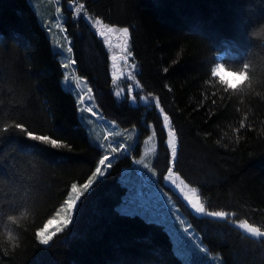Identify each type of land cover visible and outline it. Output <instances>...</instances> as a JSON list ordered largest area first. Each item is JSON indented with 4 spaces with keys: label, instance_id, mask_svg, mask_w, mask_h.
<instances>
[{
    "label": "trees",
    "instance_id": "1",
    "mask_svg": "<svg viewBox=\"0 0 264 264\" xmlns=\"http://www.w3.org/2000/svg\"><path fill=\"white\" fill-rule=\"evenodd\" d=\"M75 3L85 11L71 16L62 9L65 35L76 75L93 89L100 114L124 131L138 129L140 138L149 134L146 117L165 148L159 111L115 98L109 55L86 17L129 28L137 81L145 95L160 98L178 132L174 171L197 187L208 210L233 216L216 221L189 213L203 259L264 264L263 241L237 228L247 220L264 230V0ZM39 11L30 0H0V240L18 245L7 253L9 246H0V264H148L160 253L166 264H183L164 225L117 212L127 192L120 168L128 160L120 156L81 197L68 228L50 246L40 242L71 184L86 183L103 152L74 92L63 86L62 57ZM218 65L244 76L243 83L231 88L214 75Z\"/></svg>",
    "mask_w": 264,
    "mask_h": 264
},
{
    "label": "snow or ice",
    "instance_id": "2",
    "mask_svg": "<svg viewBox=\"0 0 264 264\" xmlns=\"http://www.w3.org/2000/svg\"><path fill=\"white\" fill-rule=\"evenodd\" d=\"M69 4L72 5V10L75 12L77 16H79L82 12L85 11V5L83 3H75V0H68ZM61 11L60 8H57V12ZM92 27L95 29V34L101 38L102 42L107 46V48L112 52L110 56L111 60V80L115 84L122 77L130 81L128 87L125 90L126 96L135 103L137 99L143 101L145 105L149 103H154V106L159 111L160 117H162V129L166 132V140L165 146L168 150L170 158L168 159V167L167 174L163 177L166 182H170V186H175L178 189L179 193L182 194L183 199L187 202L189 206V211L194 213L197 218L208 217V218H218V219H227L229 217V212L227 211H212L208 210L205 207V204L201 200V194L198 192L197 187L190 186L185 179L181 178V175L174 171V164L178 159V150H179V136L177 129L174 127L173 121L170 118L169 114L165 111L164 107L161 106V101L158 96H153L152 93H148L147 95L137 96L136 91L139 87V81L136 80V65L131 63L133 59V52L130 48V31L128 27H120L111 23H106L103 18L96 17L92 19L91 17H86ZM59 28L60 26L57 25ZM51 31V29H49ZM66 33V29H63ZM67 39V36H65ZM59 43V42H58ZM60 47H63L60 45ZM66 53L71 55L73 53V48L69 42V46L65 49ZM76 65L75 59H70L68 62L61 64V67L65 70V72L70 68ZM124 66H127L129 71L126 73L124 71ZM166 72L167 69L165 68ZM64 82L66 84H74L76 88H81L82 83L85 81L80 76H73L71 81L69 80L68 75H64ZM119 87V85H117ZM116 96H120L121 93L117 91L115 93ZM94 100L93 89L91 87L87 88V92L85 95L78 96V104L83 105V107L79 108V111L83 113H88L91 116H96L97 113L93 110V107L90 106V102ZM81 119H84L82 115ZM24 128L25 126H21ZM150 128H153L152 134L148 136V140H152V138L156 135L153 125H149ZM52 139V138H50ZM107 137L105 140L107 141ZM57 143L54 145L57 149H60L62 146V142L56 139ZM217 144L220 143L219 140L216 141ZM98 151H102L103 155H101L98 159V163L95 166V170L92 172L91 176L87 179V182L84 183L81 187H78L76 183L71 184V194L67 196V199L64 202V207L60 209L59 212L56 213L55 219L59 220V225L51 232H54L55 235L57 233L63 232L73 221V213L75 207L80 201L81 197L88 192L90 188H92L93 184L97 181L99 177H103L107 169L112 167L111 160L116 159L118 154H122L124 157H127L130 154L131 146L126 143L116 144L115 142H108L107 147L105 145L98 144ZM133 151L135 149H132ZM153 153L156 151L155 149L151 150ZM147 155V153H146ZM133 163L136 165H141L143 169L150 174V177L142 180L140 183H147L152 188H154L161 196L167 197V194L163 192L162 189L159 188V182L152 180L151 177H155L157 175L154 170V165H150L145 161V157H141L140 159H136L133 157ZM138 174L137 169L132 170V175ZM127 186V195L124 196L122 203L117 209V212L126 218H141L145 223L149 225H164L165 229L172 235L170 231L171 227H174V221L170 220L169 217L175 216L177 220H179L178 213L170 210L168 213L163 214V218L160 216H153L150 212L145 210V208L139 204V202L134 197L133 192V180L126 179L123 181ZM170 199V197H169ZM183 222L182 220L180 221ZM238 227L243 229L247 233L251 234L257 238H264V230L260 227H257L247 220L242 222H238ZM176 229V228H175ZM177 230V229H176ZM39 231V230H38ZM179 232H183L184 238L187 236L189 229L187 227L182 230H177ZM54 235V236H55ZM44 246H50L51 242H53V238ZM191 248L196 253H203L205 250L199 244H193L191 239L186 240ZM175 255L183 261V264H194L193 260H190L188 256L185 254L182 247L178 246L175 249ZM117 264H129V261L126 259H121L117 262ZM148 264H166L165 256L160 253L157 258L153 261L148 262Z\"/></svg>",
    "mask_w": 264,
    "mask_h": 264
},
{
    "label": "rangeland",
    "instance_id": "3",
    "mask_svg": "<svg viewBox=\"0 0 264 264\" xmlns=\"http://www.w3.org/2000/svg\"><path fill=\"white\" fill-rule=\"evenodd\" d=\"M30 1L33 7L35 8L36 12L40 10L39 11L40 16L41 17L44 16L45 18V21H44L45 28L47 29L51 37L54 51L58 52L61 55L63 63H66L68 62V60L73 59V55L72 54L69 55L65 51V49L69 46L70 40L68 38L65 39L66 35L63 29H64V20L66 19L67 15L63 13V10H62V9H66L70 13V15L73 16L75 12L72 10V5L69 4L68 0H30ZM57 8L61 9L59 13L57 12ZM57 25H59L60 27L58 28ZM49 29H51V31H49ZM60 45H62L63 47H60ZM105 47H106L107 53L109 55V60H110V56L112 55V52L107 48L106 45ZM110 70H111V60H110ZM124 71L126 73L129 71L127 66H124ZM223 71H224L223 68L217 67L214 70V73L222 75L221 78L220 77L218 78L226 82L231 88H236V87H233L232 84L235 83V81L241 76H235L227 72H226L227 73L226 75L224 74L225 71L224 72ZM65 74L69 76L70 81L73 76H77L74 70V67H70L65 72ZM129 83L131 82L125 80L124 78H121L115 84L113 83V87L116 89L115 93L117 91L121 93L120 96L115 95V98L118 101L127 97L125 94V90L128 87ZM117 85H119V87H117ZM63 86L66 89H70L74 92L77 98V101H78V96L85 95L87 92V88L89 87L86 81L82 83L81 88L79 89L76 88L74 84H66L65 82ZM136 94L137 96L145 95L142 91V87L140 84H139V87L137 88ZM129 101H130V104L133 106H139V105L148 106V107L154 106V103H149L145 105V103L139 99H137L135 103H133L130 99ZM90 106L93 107V110L97 113V115L91 116L88 113L82 114L80 112V117H82V115L84 116V120L86 122L87 128L89 129L90 135L92 136L94 142H96L97 144L105 145V148L107 147L108 142H115L116 144L126 143L131 146L130 154L127 157H124L122 154H118L117 157L120 156L118 160H121V159L128 160L127 164L123 165L120 168L121 178H123L121 181L123 182L126 179H131L134 181L133 182L134 197L139 202V204L142 205L145 208V210L150 212L153 216H160L163 218V214L168 213L170 210L176 212V209L174 208V204H173L174 198L172 197L174 194L183 200V202L186 204L189 210V206L187 205V202L183 199L182 194L179 193L178 189H176L175 186H170V182H166L163 179V177L167 174V166H166L167 161L159 158L158 150H157V146L159 145L158 144L159 140H158L157 134L152 138V140L149 141L148 136L151 135L153 131L152 129H149V135L143 138H140V133L138 129L124 131L120 129L117 126V124H115L114 122L104 118L97 109V105L95 104V98L93 101L90 102ZM79 107H83V105H79ZM161 120H162V117H161ZM162 131L165 134V138H166V132L163 129ZM105 137L108 138L107 141L105 140ZM164 147L166 148L165 143H164ZM132 149H135V150L133 151ZM152 149H155L156 151L153 153L151 151ZM164 151L167 154H169L167 149H164ZM133 157H135L136 159L145 157V161L147 163H149L150 165H154V170L156 171L157 175L155 177H151V179L159 182V185H158L159 188L162 189L163 192L167 194V197L161 196L154 188H152L147 183H140L142 180L150 177V174H148L147 171L143 169L141 165L134 164ZM118 160L117 158L112 159L111 160L112 166L113 164H116ZM134 168L137 169V172H138V174L136 175H132V170ZM109 169L106 170L105 174L107 173ZM100 178L102 177H99L98 179ZM78 187H81V186H78ZM126 189H127V186H126ZM64 206L65 205H63L62 207ZM78 206H79V201L75 207L73 217L76 215L75 213H76ZM189 213L191 215L196 216L194 213L190 211ZM55 216L52 219H50L48 223L45 225V227L41 229L38 233L39 240L43 245H46L52 239L55 233L51 231H53L60 223L59 220L55 219ZM175 218H176L175 216L169 217V219L172 221H174ZM201 218H208V217H201ZM230 218H233V216L229 214V217L227 219H218V218H208V219H213L216 221H227ZM182 219H184L183 216H182ZM174 227L177 230H181L177 224L174 225ZM175 228L171 227L170 225V231L172 232L173 237L171 234L170 235L172 237L173 245L175 249L178 246L182 247V249L184 250L185 254L188 256V258L194 261V264H207L206 262L210 263L214 261L213 258H210V260L203 259V256H201L202 253L201 254L199 252L196 253L191 248L190 244L186 241L187 239H191L193 244H198L194 235L191 232H190V235L188 234L189 236L187 235L184 238L183 232L182 231L179 232ZM241 231L246 236H249L253 239H256V240L263 239L264 240V238H257V237L252 236L251 234L247 233L243 229H241Z\"/></svg>",
    "mask_w": 264,
    "mask_h": 264
},
{
    "label": "bare ground",
    "instance_id": "4",
    "mask_svg": "<svg viewBox=\"0 0 264 264\" xmlns=\"http://www.w3.org/2000/svg\"><path fill=\"white\" fill-rule=\"evenodd\" d=\"M224 72V71H223ZM224 74H226L227 75V73L226 72H224ZM215 76H217V77H222V75H220V74H215ZM148 123V121H147V118L145 117L143 120H142V124L144 125V128L145 129H152L153 130V128H150L149 127V125H153L152 123H149V124H147ZM162 124V123H161ZM154 126V125H153ZM154 130L156 131V134H157V137H158V140L161 138L160 137V133H159V131H158V129L154 126ZM149 134H148V132H147V136H148ZM158 146H157V150H158V155H159V158H161V159H163V160H165V161H168V159L170 158V156L164 151V149L165 148H163L162 147V144L160 143V141H158ZM161 144V145H160ZM123 178H121L120 177V181L122 180ZM121 183H122V185L123 186H125L126 187V184H124V182H122L121 181ZM127 195V192L125 193V195L124 196H126ZM173 198H174V202H173V204H174V208L176 209V213H178V215H179V220H177L176 218H175V220H174V225H178L179 227H180V229L182 230L183 228H185V227H187L188 229H189V232H188V234L190 235V232L193 234V232L191 231V229H190V224H192V217L190 216V214H189V210H188V208H187V206H186V204L183 202V200L182 199H180L179 197H177L176 195H174L173 194V196H172ZM123 201V200H122ZM120 206V205H119ZM187 209V210H186ZM182 216H183V218L184 219H182ZM183 221L182 223L180 222V221ZM237 228H238V230L240 231V233L242 234V235H244V236H246L242 231H241V229L238 227V225H237ZM187 234V235H188ZM188 235V236H189ZM246 237H249V236H246ZM249 238H251V237H249ZM253 239V238H252ZM256 240V239H255ZM257 241H263V243H264V240L263 239H260V240H257ZM174 250H175V248H174ZM211 264H213V262H210Z\"/></svg>",
    "mask_w": 264,
    "mask_h": 264
},
{
    "label": "clouds",
    "instance_id": "5",
    "mask_svg": "<svg viewBox=\"0 0 264 264\" xmlns=\"http://www.w3.org/2000/svg\"><path fill=\"white\" fill-rule=\"evenodd\" d=\"M264 27V26H262ZM244 81V78L243 77H240L238 78L235 83L232 84L233 87H238L241 83H243ZM14 238L9 240L8 238H4L2 240H0V246L2 245H8L9 247L7 248H4V251L7 253L8 251L14 249L15 247H17L18 245L14 242Z\"/></svg>",
    "mask_w": 264,
    "mask_h": 264
}]
</instances>
